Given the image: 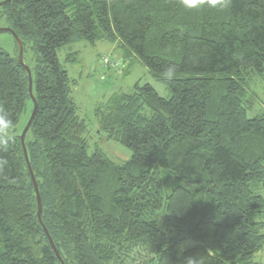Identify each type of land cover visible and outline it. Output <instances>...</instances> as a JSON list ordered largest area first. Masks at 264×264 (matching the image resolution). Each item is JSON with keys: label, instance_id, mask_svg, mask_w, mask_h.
<instances>
[{"label": "trees", "instance_id": "obj_1", "mask_svg": "<svg viewBox=\"0 0 264 264\" xmlns=\"http://www.w3.org/2000/svg\"><path fill=\"white\" fill-rule=\"evenodd\" d=\"M0 18L23 59L35 58L25 147L64 264H133L140 254L147 264H258L264 110L252 88L264 76V0H10ZM81 41L117 43L170 92L136 83L96 108L99 133L131 151L121 164L89 153L70 97L58 51ZM15 45V58L0 51L9 129L33 109ZM23 128L0 136V264H60L36 216Z\"/></svg>", "mask_w": 264, "mask_h": 264}, {"label": "rangeland", "instance_id": "obj_2", "mask_svg": "<svg viewBox=\"0 0 264 264\" xmlns=\"http://www.w3.org/2000/svg\"><path fill=\"white\" fill-rule=\"evenodd\" d=\"M3 0H0L2 2ZM8 28L4 18H0V30ZM112 48L110 43L100 41L94 45L84 41L66 45L58 51V60L71 80L70 97L78 107V117L82 119L87 127L84 138L89 146L91 154L95 149H99L107 158L115 163L121 164L131 157V151L118 142L107 140L103 133H99L95 110L103 105L112 95L117 93H130L136 83L139 85H150L160 98L169 99L170 92L167 87L155 81L148 73L147 69L140 62L126 54L120 49L115 53L119 54L127 69L121 72H114L105 69L100 59L104 56H116L109 53ZM0 51L7 53L15 58L17 49L13 36L5 31H0ZM34 56L26 52L23 59L24 64L33 69ZM263 81L259 78L254 79L252 91L256 94L257 103L255 110H264V76ZM249 113L248 116H251ZM27 116L23 115L20 123L13 129H0V136L11 137L14 133H19L24 127ZM31 138L28 133L27 140ZM263 195V192L260 191ZM251 220L253 222L264 221V214H256ZM264 252V248L262 249ZM254 263L264 264V260L257 254L252 260ZM150 259L145 255H138L133 264H147ZM132 264V263H131Z\"/></svg>", "mask_w": 264, "mask_h": 264}, {"label": "water", "instance_id": "obj_3", "mask_svg": "<svg viewBox=\"0 0 264 264\" xmlns=\"http://www.w3.org/2000/svg\"><path fill=\"white\" fill-rule=\"evenodd\" d=\"M10 0H4L2 2H0V7L6 3V2H9ZM0 31H5V32H8L10 33L16 44H17V47H18V63L20 66H22L26 72H27V76H28V94L30 96V99L33 103V109H32V112H31V115L29 117V120L27 121V124L25 125V127L23 128L20 136H19V140H20V143H21V147H22V152H23V157H24V160H25V163L27 165V168H28V172H29V175H30V179H31V182H32V185H33V188H34V192H35V199H36V207H37V211H36V216H37V219H38V222L39 224L41 225L42 229H43V232L49 242V245L52 249V251L54 252L57 260L60 262V264H64L47 229L44 227L43 225V222H42V219H41V212H42V205H41V198H40V195H39V190H38V186H37V182H36V179L34 177V174H33V171L31 169V166H30V163H29V159H28V154H27V150H26V147H25V136H26V133L31 125V122L34 118V115H35V112H36V99L34 98L33 96V93H32V78H31V71L30 69L24 64L23 62V47H22V44L19 40V38L14 34V32L9 29V28H6V29H1Z\"/></svg>", "mask_w": 264, "mask_h": 264}, {"label": "built area", "instance_id": "obj_4", "mask_svg": "<svg viewBox=\"0 0 264 264\" xmlns=\"http://www.w3.org/2000/svg\"><path fill=\"white\" fill-rule=\"evenodd\" d=\"M101 65L107 69L114 72H121L125 65L117 56H104L100 59Z\"/></svg>", "mask_w": 264, "mask_h": 264}, {"label": "clouds", "instance_id": "obj_5", "mask_svg": "<svg viewBox=\"0 0 264 264\" xmlns=\"http://www.w3.org/2000/svg\"><path fill=\"white\" fill-rule=\"evenodd\" d=\"M200 2V0H183V3L186 7H196L197 4ZM210 3L212 6H215L217 4H226L227 0H210ZM169 75H171V70L169 72ZM8 127V122L6 121H0V129H6Z\"/></svg>", "mask_w": 264, "mask_h": 264}, {"label": "crops", "instance_id": "obj_6", "mask_svg": "<svg viewBox=\"0 0 264 264\" xmlns=\"http://www.w3.org/2000/svg\"><path fill=\"white\" fill-rule=\"evenodd\" d=\"M110 45L112 46V48L109 50V53L111 52V54L115 53L116 50L119 49L117 43H114V44L110 43ZM115 54L117 55V53H115ZM117 56H119L121 58V56L119 54ZM125 69H127V65H126ZM257 256L261 257V260H264V252L260 251L259 253H257Z\"/></svg>", "mask_w": 264, "mask_h": 264}]
</instances>
